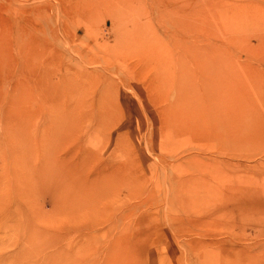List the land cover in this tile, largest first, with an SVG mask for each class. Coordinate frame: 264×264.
<instances>
[{
    "label": "rangeland",
    "instance_id": "1",
    "mask_svg": "<svg viewBox=\"0 0 264 264\" xmlns=\"http://www.w3.org/2000/svg\"><path fill=\"white\" fill-rule=\"evenodd\" d=\"M0 264H264V0H0Z\"/></svg>",
    "mask_w": 264,
    "mask_h": 264
},
{
    "label": "bare ground",
    "instance_id": "2",
    "mask_svg": "<svg viewBox=\"0 0 264 264\" xmlns=\"http://www.w3.org/2000/svg\"><path fill=\"white\" fill-rule=\"evenodd\" d=\"M34 76V75H33ZM20 80V79H19ZM28 87V86H27ZM61 155V154H60Z\"/></svg>",
    "mask_w": 264,
    "mask_h": 264
}]
</instances>
